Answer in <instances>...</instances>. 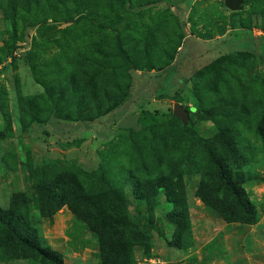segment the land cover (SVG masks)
<instances>
[{"label":"rangeland","instance_id":"374dc122","mask_svg":"<svg viewBox=\"0 0 264 264\" xmlns=\"http://www.w3.org/2000/svg\"><path fill=\"white\" fill-rule=\"evenodd\" d=\"M0 209L62 264H264V0H0Z\"/></svg>","mask_w":264,"mask_h":264},{"label":"trees","instance_id":"16d2710c","mask_svg":"<svg viewBox=\"0 0 264 264\" xmlns=\"http://www.w3.org/2000/svg\"><path fill=\"white\" fill-rule=\"evenodd\" d=\"M175 55H174V57H173L171 62H169L164 67H162V68H160V69H158L156 71H161V70L165 69L166 67H168L170 64H172V62L175 59ZM214 63H215V61H214ZM147 71L151 72V71H153V69L147 70ZM202 73H203V70L201 69V70L197 71L194 75L196 76V75L202 74ZM193 77L194 76L191 77L190 82L192 81ZM179 94L180 93H177L176 96L179 95ZM119 104H121V103H119ZM119 104L115 105L111 109V111L116 106H118ZM106 114H104V115H106ZM92 120H94V119H90L89 121H92ZM83 121H86V120H83ZM209 153H210L211 159L215 163H217V160L214 157V155L212 154V152L209 151ZM231 190L235 193V195L237 197H239L238 191H236L234 189V187H231ZM16 219L17 218H16L15 214L12 211H3L2 209H0V227H2L3 229H5V231L8 232L7 238L11 242H14L15 244H17V245H19V246H21L23 248L34 250L35 253L37 254V256H39L41 258H44L50 264H62V261H61L60 257L56 253H52V252L44 251V250H41V249H37V247H34L29 241L23 239L21 233L16 230L17 229V227H16Z\"/></svg>","mask_w":264,"mask_h":264},{"label":"water","instance_id":"95a60500","mask_svg":"<svg viewBox=\"0 0 264 264\" xmlns=\"http://www.w3.org/2000/svg\"><path fill=\"white\" fill-rule=\"evenodd\" d=\"M224 4L230 11L236 12L240 10L241 6L244 4V0H224ZM173 114L182 121H186L189 116L188 111L184 110L179 104L175 105Z\"/></svg>","mask_w":264,"mask_h":264},{"label":"crops","instance_id":"0c3cea01","mask_svg":"<svg viewBox=\"0 0 264 264\" xmlns=\"http://www.w3.org/2000/svg\"><path fill=\"white\" fill-rule=\"evenodd\" d=\"M180 48H181V47H180ZM180 48L178 49V51L180 50ZM175 57H176V56H175ZM174 61H175V59H174ZM174 61L172 62V64L174 63ZM172 64H170L169 66H171ZM169 66H168V67H169Z\"/></svg>","mask_w":264,"mask_h":264}]
</instances>
